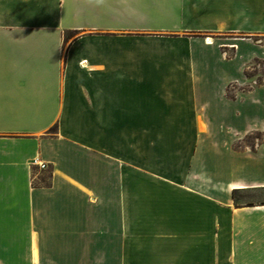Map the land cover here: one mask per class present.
I'll return each instance as SVG.
<instances>
[{"label":"crops","instance_id":"crops-1","mask_svg":"<svg viewBox=\"0 0 264 264\" xmlns=\"http://www.w3.org/2000/svg\"><path fill=\"white\" fill-rule=\"evenodd\" d=\"M254 59L264 0H0V264H264Z\"/></svg>","mask_w":264,"mask_h":264},{"label":"rangeland","instance_id":"rangeland-1","mask_svg":"<svg viewBox=\"0 0 264 264\" xmlns=\"http://www.w3.org/2000/svg\"><path fill=\"white\" fill-rule=\"evenodd\" d=\"M204 36L209 38L236 36L228 35L221 32H206ZM246 72L251 76V81L240 87L236 85H230L227 88V94L232 96L237 89H246L258 84V81L264 78V61L261 59L252 60L251 64L246 68ZM264 142V133L260 131H253L240 141L236 143V147L249 145L255 148L258 143ZM264 202V189H240L237 193V203L239 205H245L246 203L259 204Z\"/></svg>","mask_w":264,"mask_h":264},{"label":"trees","instance_id":"trees-1","mask_svg":"<svg viewBox=\"0 0 264 264\" xmlns=\"http://www.w3.org/2000/svg\"><path fill=\"white\" fill-rule=\"evenodd\" d=\"M240 189H233L232 190V193H231V196L233 198V201L235 204H238L237 203V193L239 192ZM261 204H264V202H262ZM245 205H253V203H246Z\"/></svg>","mask_w":264,"mask_h":264},{"label":"bare ground","instance_id":"bare-ground-1","mask_svg":"<svg viewBox=\"0 0 264 264\" xmlns=\"http://www.w3.org/2000/svg\"><path fill=\"white\" fill-rule=\"evenodd\" d=\"M206 40H207V41H211V39H210V38H206Z\"/></svg>","mask_w":264,"mask_h":264}]
</instances>
